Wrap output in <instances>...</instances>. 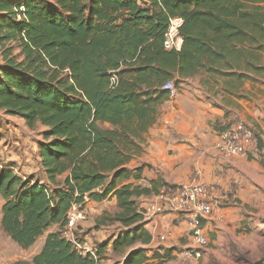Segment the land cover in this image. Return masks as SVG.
Masks as SVG:
<instances>
[{
	"label": "trees",
	"instance_id": "1",
	"mask_svg": "<svg viewBox=\"0 0 264 264\" xmlns=\"http://www.w3.org/2000/svg\"><path fill=\"white\" fill-rule=\"evenodd\" d=\"M176 17L182 45L168 51ZM0 57V111L42 127L47 181L0 169L1 229L28 250L57 227L30 261L12 264H97L108 242L82 256L62 228L72 205L111 197L120 231L110 242L122 264H164L171 251L149 257L143 248L152 237L138 199L171 185L131 183L146 166L127 165L170 99L165 83L177 90L198 78L208 100H225L264 75V0H0Z\"/></svg>",
	"mask_w": 264,
	"mask_h": 264
},
{
	"label": "crops",
	"instance_id": "2",
	"mask_svg": "<svg viewBox=\"0 0 264 264\" xmlns=\"http://www.w3.org/2000/svg\"><path fill=\"white\" fill-rule=\"evenodd\" d=\"M245 87L247 85L244 82L239 94L244 93L243 89ZM254 90L252 100L250 99L253 105L248 104L250 103L248 100L242 101L243 99L240 97L238 99L231 98L234 99L233 103L227 106L226 103H217V99L219 98L221 102H227L231 100L230 97L222 100L223 96H218L217 99L208 100L198 78L187 79L179 84L176 96L170 98L161 106L155 123L149 128L145 136L143 152L127 165L129 169L141 165L146 166L142 173V179L131 181V183L148 187L150 181H156L159 178L171 186L204 183L210 187H215L223 184V180L217 175L229 166H224L217 161L219 157L217 156L216 147L219 130L214 122L216 119L219 122L223 121L226 115L225 112L233 107L238 110L244 109L240 121L264 137V86L256 84ZM212 101H215L218 106H213ZM240 101L242 102L240 103ZM248 108H251V110H248ZM21 122L24 125L22 120ZM4 130L8 134V140L11 141H8L9 144L2 147L0 155L7 162L15 163L18 166L9 168L23 179L33 177L32 182L47 183L38 154L39 142L32 143L26 135L18 134L15 127L5 128ZM34 155H37L38 169L36 171H39V178L37 175L34 176L35 174L30 167V159H33L32 156ZM236 160L231 159L228 162H236ZM59 179L61 180L63 177ZM145 198L147 197L139 198L138 202L144 203ZM106 202L107 200L92 202L87 199L84 207L90 215L94 212L92 209L100 206L104 207ZM110 203L116 205L114 197H111ZM3 205L4 199L0 195V264H12L21 260L23 249L10 240L1 229ZM176 218H178L176 214L170 213L156 215L148 220L146 229L152 237L150 245L155 243V236L158 233L165 235L166 242L175 240L182 235L185 230V223L182 219L177 220ZM214 218L212 221H214ZM80 225L83 228L88 223L86 221L80 223ZM207 227L208 223L205 224V229ZM56 228V226L50 228L46 234L53 232ZM46 234L38 245H36V242L31 247H36V252L42 247ZM100 237L103 238L104 236L101 235ZM89 241L91 242V240Z\"/></svg>",
	"mask_w": 264,
	"mask_h": 264
},
{
	"label": "rangeland",
	"instance_id": "3",
	"mask_svg": "<svg viewBox=\"0 0 264 264\" xmlns=\"http://www.w3.org/2000/svg\"><path fill=\"white\" fill-rule=\"evenodd\" d=\"M256 84L264 86V75L255 82H245L247 87L243 89L244 93L240 94L242 101L252 100ZM231 98L238 99L236 96H230ZM234 99L221 102L218 98L217 103H226L229 106ZM248 104L253 105V102L250 101ZM243 110L235 107L227 110L223 121L215 120L216 128L221 131L234 123L241 122ZM13 127L17 129L18 134L26 135L32 143L42 140L40 136L42 127L38 126L31 131L23 125L19 118L5 115L0 111V153L2 147L11 141L8 140V134L4 129ZM101 127L108 128L109 126L103 124ZM256 134L264 143V137L260 133ZM217 156L219 157L217 158L218 163L227 165L229 168L221 170L217 175L223 180V184L211 187L212 198L218 203L219 211L215 213L214 221L208 223V227L204 230L207 245L201 249V256L192 258L186 255L185 252L191 247L192 241L188 238L187 231L184 230L180 237L170 242H166L165 235L158 233L153 245L143 247L149 257L153 251L159 250L160 253L171 251L169 260L164 264H264V150L250 151L244 158H232V160L237 159L236 162H228L218 152ZM32 158L30 159L31 171L39 178V171H36L38 169L37 155ZM0 167L16 168L18 166L7 162L0 155ZM110 199H106V206L92 209L94 210L92 214H86L83 223L87 221V226L77 227L78 236L88 238L93 245L108 242L97 264H122L123 262V255L115 254L110 242V239L120 231L119 225L111 222V217L116 212V205L110 203ZM101 235L104 237H100ZM42 237L37 240L36 245ZM35 249L36 247L23 250L21 260L18 261H30L40 251L36 252ZM159 261L160 259L150 260L149 264H156Z\"/></svg>",
	"mask_w": 264,
	"mask_h": 264
},
{
	"label": "built area",
	"instance_id": "4",
	"mask_svg": "<svg viewBox=\"0 0 264 264\" xmlns=\"http://www.w3.org/2000/svg\"><path fill=\"white\" fill-rule=\"evenodd\" d=\"M182 20L178 17L169 21L164 35L165 50L179 51L182 39L179 29ZM163 89L173 98L177 90L172 82L164 84ZM256 138L253 128L242 122L234 123L218 134L217 152L227 160L247 157L248 152H255ZM2 168V167H0ZM212 189L204 183L180 184L163 187L156 195L148 197L142 205L145 219L148 221L156 215L174 213L185 223V231L192 241L191 247L185 252L187 256L199 258L201 249L207 245L204 233L205 224L213 220L219 211L218 203L212 198ZM87 211L81 204H74L66 216V224L62 228V236L72 245L73 249L82 256L89 254L95 257V245L88 239L77 234V227L85 221Z\"/></svg>",
	"mask_w": 264,
	"mask_h": 264
}]
</instances>
